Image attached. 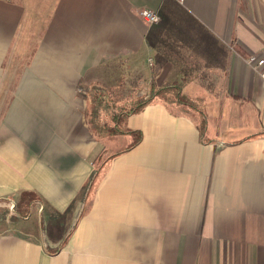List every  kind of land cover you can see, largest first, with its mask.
<instances>
[{
  "label": "crops",
  "instance_id": "1",
  "mask_svg": "<svg viewBox=\"0 0 264 264\" xmlns=\"http://www.w3.org/2000/svg\"><path fill=\"white\" fill-rule=\"evenodd\" d=\"M249 55L264 56V0H0V264H264V81ZM126 57L202 103L205 132L167 96L123 123L135 147L96 134L82 87ZM23 193L37 201L10 221Z\"/></svg>",
  "mask_w": 264,
  "mask_h": 264
},
{
  "label": "rangeland",
  "instance_id": "2",
  "mask_svg": "<svg viewBox=\"0 0 264 264\" xmlns=\"http://www.w3.org/2000/svg\"><path fill=\"white\" fill-rule=\"evenodd\" d=\"M258 57L263 58L264 56L256 55ZM131 57H126L122 61L111 60L109 64H113L118 68V72L114 71L112 73V77L108 84L106 83H97L96 86H92L89 88L82 87L85 92L88 93L90 96L89 98V110H88V120L91 122L96 115L97 112V125L99 126V132L103 131L100 129L102 126L107 127L111 133L115 132L116 122L115 119H119L125 116L126 113L135 109L142 100H147L151 93H152V86L153 83L151 82L152 79L148 77V73L151 74V68L145 66L144 62L142 61V65H138L134 63ZM119 64V65H118ZM121 68L123 69L122 79L120 78ZM144 68H148L146 72ZM140 69L141 71H138ZM155 69V68H152ZM153 71V70H152ZM116 73H119V77L116 76ZM155 73V71H154ZM109 75V74H108ZM157 86V85H156ZM163 87H156L157 92L159 89ZM97 95H101V99L95 102ZM167 97V96H166ZM166 97L162 99H166ZM168 104L171 108H175L180 106L177 105V100H175V104L170 103L172 99H175L171 96H168ZM156 100V99H155ZM154 100V101H155ZM101 101L104 102L102 106H100ZM170 103V104H169ZM197 106V110L204 109V105L201 103H195ZM185 107V106H181ZM188 108V107H187ZM186 109V108H185ZM191 109V108H189ZM188 110V109H186ZM193 109H191V112ZM199 115V121L202 122L200 114L195 111ZM194 112V113H195ZM97 131V132H98ZM108 132H106L107 134ZM8 207L6 206L5 202L0 203V218L10 216ZM11 218L10 221H12ZM3 221V220H1Z\"/></svg>",
  "mask_w": 264,
  "mask_h": 264
},
{
  "label": "trees",
  "instance_id": "3",
  "mask_svg": "<svg viewBox=\"0 0 264 264\" xmlns=\"http://www.w3.org/2000/svg\"><path fill=\"white\" fill-rule=\"evenodd\" d=\"M153 86H152V93L150 95V97L147 100H142L140 102V104L133 109L132 111L128 112L125 114V116L123 115L122 118H120V120L115 119L114 117V121L116 122V126H115V132H110L109 130H107V127L102 126L100 129L104 130L103 133H101L98 131L99 130V126L97 125V112L95 117L93 118V120L90 122V124L92 125L94 132L96 134H98L100 137H116V136H120V135H130L133 136L135 138V142L134 144H132L131 147H135L137 144L140 143V141L142 140V133L141 132H137V131H129V130H125L123 129V123L127 120L128 117L132 116V115H136L139 114L141 112L144 111V109L149 106L150 104H152L154 102V100L156 98H164L166 96H171L175 99H177V105L179 104L180 106H185V107H189L191 109H193L194 111H197L200 116H201V120L202 122L200 123V130L202 132V134L205 132V130L207 129V117L205 115V112L200 109L197 110V106H195L194 102H190V100L182 95V89L180 87H163L162 89H159L157 92L156 91V85L154 82ZM101 99V95H97L95 102L99 101ZM168 104V102H166ZM172 104H175V102H170ZM169 103V104H170ZM100 106H102L104 104L103 101H101ZM98 131V132H97ZM106 132H108L106 134ZM121 154V153H119ZM117 154V155H119ZM115 157V155L110 156L107 160H111V158ZM103 156L100 159V163L103 162ZM106 162V161H104ZM103 162V164H104ZM102 164L100 165V167L98 168V171L96 172V174L94 175V179L93 181H95L97 179V177L99 176L101 170H102ZM96 178V179H95ZM37 201V198L34 194L32 193H23L22 197L20 198L19 202L16 203V205L14 206V216L12 218V220L16 221L20 218H26L30 215V210L31 207L33 205V203ZM1 220H5V217L0 218Z\"/></svg>",
  "mask_w": 264,
  "mask_h": 264
},
{
  "label": "built area",
  "instance_id": "4",
  "mask_svg": "<svg viewBox=\"0 0 264 264\" xmlns=\"http://www.w3.org/2000/svg\"><path fill=\"white\" fill-rule=\"evenodd\" d=\"M140 15L145 23L148 25H158L161 21L160 16L153 10L144 9L140 12ZM245 63L257 72L260 78L264 81V57H258L256 55H249L245 58Z\"/></svg>",
  "mask_w": 264,
  "mask_h": 264
}]
</instances>
